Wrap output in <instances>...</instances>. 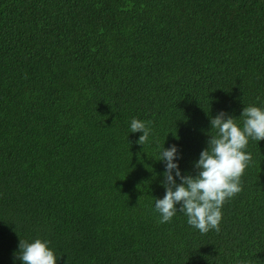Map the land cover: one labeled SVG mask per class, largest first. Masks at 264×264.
Returning <instances> with one entry per match:
<instances>
[{
	"label": "trees",
	"instance_id": "16d2710c",
	"mask_svg": "<svg viewBox=\"0 0 264 264\" xmlns=\"http://www.w3.org/2000/svg\"><path fill=\"white\" fill-rule=\"evenodd\" d=\"M249 105L264 107V0H0V264L36 238L57 264H264V139L219 232L154 211L162 144L195 176L211 118L242 127Z\"/></svg>",
	"mask_w": 264,
	"mask_h": 264
},
{
	"label": "clouds",
	"instance_id": "9594fccd",
	"mask_svg": "<svg viewBox=\"0 0 264 264\" xmlns=\"http://www.w3.org/2000/svg\"><path fill=\"white\" fill-rule=\"evenodd\" d=\"M240 117L243 126H239L235 117L220 111L210 120V128L216 130L209 135L207 148L203 149L194 167L198 173L182 175L176 157L177 146L171 145L159 152V158L165 163L162 185L165 188L163 198H154V211L159 213L160 223H170L179 212L187 217V223L206 234L210 230L220 231L223 205L242 191L241 177L252 161L251 153L246 151L249 140L256 142L264 139V107L245 106ZM150 121L133 118L130 132H141L137 143L149 142L152 132ZM175 178H179L180 183ZM50 241L36 238L29 242L19 239V255L22 264H57L58 257L49 247Z\"/></svg>",
	"mask_w": 264,
	"mask_h": 264
}]
</instances>
